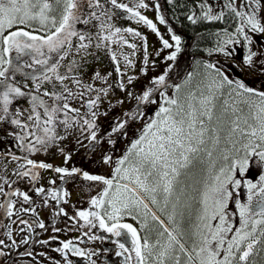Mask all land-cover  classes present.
<instances>
[{
    "label": "snow or ice",
    "instance_id": "snow-or-ice-1",
    "mask_svg": "<svg viewBox=\"0 0 264 264\" xmlns=\"http://www.w3.org/2000/svg\"><path fill=\"white\" fill-rule=\"evenodd\" d=\"M114 8L124 9L131 13L134 17H139L149 27L156 31V25L147 17L142 16L140 12L135 11L134 8L126 4L118 3V0H110ZM91 9L85 13L84 8ZM137 8H146L147 4L144 0H139L136 5ZM201 14L196 15L194 12L188 16L191 23L196 24L198 20L205 21H223L225 12H214L210 4L202 2L199 5ZM224 7L232 14L233 18L238 21L234 33H228L224 30L227 39L218 45L217 51L224 52L226 55H231V51L227 49L228 45L240 43V37L243 38L247 44H252L253 37L249 33L264 34V0H225ZM95 9H101L98 13ZM102 16H108L105 6L101 0H0V124L6 123L20 129L19 132H9L8 135L13 136L17 141V146L22 151L33 153L39 150L47 151L49 147L58 146L59 141L66 139V135L77 122V117H80V109L72 107L70 101L80 98L82 100L85 95L84 92H74L70 87L64 84L65 80L71 79L72 83L77 87H85L88 92L96 91L102 92L105 96L108 95L107 88L95 89L93 85H82V81L76 77V71L81 67L76 60L66 65L67 73L61 74L59 69L61 61H64L75 49L79 54L89 48L93 41V37L89 32L79 31L76 27L78 24L89 25L92 19L101 20ZM110 19V17H109ZM160 22L164 23L163 18ZM35 24H39L41 30L47 32L46 35H37L34 28ZM100 29L105 28V22L101 21ZM108 27H111L110 25ZM14 29V30H13ZM26 29H33L32 31ZM127 32H133V29H125ZM121 32L119 27L115 28L114 33L100 36L97 33V40L110 41L112 36ZM135 35L139 36L140 33L136 32ZM73 38H76L79 43L73 44ZM175 41V51L172 52L167 59L175 60L177 53L180 51L181 37L173 35L171 37ZM127 41H125L126 43ZM165 48H172L173 45L168 40L163 41ZM96 47L100 48L101 43L97 42ZM129 47L135 48L134 44ZM15 52V58L12 53ZM55 53V58L52 54ZM256 53L249 49L248 55L244 57V62L248 66L253 65V57ZM27 57L28 59H23ZM112 59L116 57L113 54ZM22 61V62H14ZM28 60L31 62L29 63ZM264 64V61H261ZM36 66H39L37 68ZM24 68L32 69L30 74H26V79L33 82V89H28L29 85L24 83L23 86L16 80L17 73L21 72ZM206 69H211L207 75L210 77L206 88L208 95L201 92L197 107L193 101L197 100L195 93H189L187 97L181 100L179 97L172 98L164 96V104L155 113V118L146 124L144 133L139 139L135 140L129 149V153L135 150L136 160L129 164V167L122 168L128 161L126 154L123 159L118 161V167L115 169V176L120 179H129V174L135 176V183L145 192L154 193L158 188L163 189L165 193V203L167 198L173 194L175 183L181 176V169H189L194 166L199 158L201 152L206 153L210 159L208 167V176L204 180V191L201 193V203L203 208L200 215L197 217L199 223L195 225L196 232L194 233L199 237L198 242L193 243L192 251L195 252L196 257L199 258V264H233L236 259L233 249L239 253L238 261H248L250 255L253 254L254 246L259 241L254 237L257 231V225H264V175L260 176V186L247 182L248 195L247 203H241L236 200V206L239 209L240 226L235 228V234L225 245V234L233 231V225L228 223L226 209L228 208L229 200L233 197V192L229 190V185L235 188L241 186V180L236 179L237 169L239 174L243 175L249 167V159L252 156H258L261 161H264V91H258L252 87H248L240 80H232L224 72L213 63L205 64ZM119 72V68H117ZM260 71L264 73V68ZM51 74V75H50ZM71 74V75H69ZM110 75V74H109ZM96 79H105L99 73H96ZM132 78H129L131 82ZM188 79H191L189 74ZM53 80L59 81L62 91H50L42 86L45 83H52ZM165 75L159 76L154 83L164 84ZM233 85H235L233 87ZM55 87V86H54ZM124 88L123 83L120 84ZM176 90L179 92L180 85H176ZM225 87L229 88V96L233 94L240 98L239 103L247 106V114L243 113V109L238 106H233L231 109L235 119L228 120L225 113L228 112L227 104L225 101V108L220 115H216L214 103L216 99V92H221ZM152 89L143 93L142 96L136 97L138 101H149ZM131 96V93H128ZM20 97H27L30 105L29 109L10 108L13 102ZM47 97L48 99H45ZM100 96L97 95L95 99L89 98L83 101L82 106L86 107L88 113L93 118L97 117V112L93 109L98 107ZM154 102V101H151ZM166 105V106H165ZM187 105V107H185ZM42 110V111H40ZM27 113V114H26ZM69 113H75L76 116H69ZM237 113H240L237 115ZM23 117V119H21ZM82 118V117H81ZM205 118L207 123L205 122ZM241 122L246 126L241 127ZM228 124L227 140L232 144V149H226L221 154V159L225 162L218 170L216 169V161L211 160L213 150L221 143V131L224 126ZM83 125L87 129H94L96 127L94 120L83 119ZM63 127L66 135H60L58 129ZM124 123H120L112 131H119L124 128ZM239 132L248 138V143L243 145L244 155H238L240 149L236 148L237 141H233L232 137ZM31 138V139H29ZM92 141L97 139V133L90 131L89 137ZM258 139L259 144L254 143ZM211 142L212 149L207 148V144ZM146 144L147 149L142 145ZM39 146V147H37ZM257 148L262 149L257 151ZM63 152V149H60ZM235 153L230 160V154ZM8 155L12 156L13 160H19L11 153L9 149ZM70 157H65V162ZM27 165L32 168H46L52 169L53 165L39 163L37 164L32 159L23 157ZM110 160V157H105V163ZM230 161V162H229ZM202 163L203 161L200 160ZM20 167H24L21 165ZM56 173H60L61 179L64 176H71L80 169L73 168L69 171L66 168H54ZM20 177L30 176L33 181L38 179V173H33L31 170L16 173ZM84 179L91 181H100L105 187L98 196L91 198V205L100 211H79L77 216L90 224L92 227L96 225L93 220L99 222L100 228L108 233H112L116 237L123 235L122 229H126L127 233L131 234L132 247L129 249L125 243L117 241L120 251L116 253L121 256L128 253L126 260L132 259L134 253L136 264H167L168 258L174 260V264H181L179 256L174 255L177 246L179 252L187 256V264H193V256L185 248V245L173 234L164 228L161 236L167 233V243L161 244L159 240L155 244L149 243L147 237L143 239L138 234V231L132 224L120 223L122 213L127 212L132 215V208L145 209L144 216H148L147 205L135 196L127 186L120 184H113V179H106L103 176L89 175L87 172L83 173ZM143 177V178H142ZM154 177L155 182L150 186L148 179ZM55 184V181H50ZM256 189L255 192L253 190ZM48 192L52 200L59 203L61 198L60 192L57 190H46L43 187L35 189L37 195ZM0 193L5 196H20L24 202L30 201V196L21 192L19 189L11 193L5 192L2 185H0ZM68 193L64 192L63 196ZM256 195L259 199L253 204V196ZM152 203H156V198L151 197ZM180 198L177 197V203ZM211 201V203H210ZM67 201H65L66 203ZM45 205L48 200H44ZM107 205V207H105ZM175 208V205L173 206ZM190 207V205H186ZM0 208H6L9 216L13 214L15 202L9 200L6 204H0ZM23 211L35 212V209H23ZM64 209L60 208L59 213H63ZM57 213V214H59ZM92 219H89V218ZM105 217L107 219H105ZM253 217H259L255 219ZM136 219L135 216H132ZM219 219V224L213 228L210 224L211 220ZM153 220L158 218L153 214ZM171 220L172 217H169ZM111 221V224L108 223ZM21 223H27L21 221ZM251 223V228L249 225ZM162 224V222H161ZM146 223L142 227H146ZM40 228H44L43 222L39 223ZM211 234V240L208 235L204 234V230ZM59 231V229H56ZM264 237V229L259 233ZM95 239V237H92ZM251 238V239H250ZM212 241L216 242V247H211ZM245 241H250L243 249L241 246ZM15 243V241H13ZM48 243V241H43ZM63 247L56 249L60 252H71L74 256H84L85 253L82 249L75 247L72 241L62 242ZM4 242L0 240V245ZM198 249V250H197ZM223 249V258H219L221 250ZM0 255H3L0 252ZM31 255V253H28ZM71 264V261L68 262ZM95 264V261H92Z\"/></svg>",
    "mask_w": 264,
    "mask_h": 264
},
{
    "label": "rangeland",
    "instance_id": "rangeland-1",
    "mask_svg": "<svg viewBox=\"0 0 264 264\" xmlns=\"http://www.w3.org/2000/svg\"><path fill=\"white\" fill-rule=\"evenodd\" d=\"M240 0H237V3L239 4ZM101 3L105 6V9L108 12V16H102L101 20H95L92 19L91 23L89 25H82L78 24L76 25L77 29L79 31H86L89 32L92 37L93 41L90 44L89 48L85 51H81L79 54L75 52V49L72 50V53L64 60L61 61L62 67H60L59 71L61 74L67 73V67L69 63H71L72 60H76L78 64L81 65V67L76 71L75 75L77 78H79L82 81V85H93L95 89H101V88H107L108 92H112V94L115 96L116 99H114L111 102H108L111 106L114 108L107 107V111L110 110V113L108 114V117H112L114 115L113 109L116 110V115L121 114L123 111L130 108L131 105H133L136 97H138L139 93L144 90L148 85H152L154 81L164 73L167 75L168 78L173 77H179V79L174 80L173 84H169L167 88L163 89L161 93L164 94V96L177 98L179 97L181 100H183L185 97L188 96V94L195 93L197 96V100L193 101V103L199 107L198 99L203 92L205 95H208V90L206 88V84L208 83V80L210 77L207 75L209 72H212L211 69L205 68V63L201 61H194L191 64L190 71L184 78L180 75L179 70V63L180 61L175 60H169L167 57L175 51V41L171 39V37L174 35L168 25L165 23L160 22V18L162 17L159 11V1L158 0H144V3L148 5L146 8H137L136 5L139 3V0H118V3L126 4L129 7L134 8L135 11L140 12L142 16L147 17L149 20L153 22V24L156 25V31H153L151 27H149L147 24H145L143 21L139 20V17H134L131 15V13L125 11L124 9H118L114 8L110 0H101ZM98 13L101 11V9H95ZM91 11V9L84 8V12L87 13ZM110 17V19H109ZM105 22V28L103 30L100 29L99 25L100 22ZM38 25L39 24H35ZM111 27H108V26ZM119 27L121 29V32L116 33L112 36V39L110 41H102L97 40V33L100 34V36L108 35L110 33L115 32V28ZM131 28L133 29V32H127L125 29ZM14 30V29H13ZM136 32H139L140 35H135ZM37 35H46L47 32L45 30H37L35 32ZM253 37V42L251 46L246 50L244 45L239 44V52L238 55L241 58L240 62H236L234 60L229 61L227 63L222 62L219 57H215L216 61L212 62L215 64L218 68H220L225 75H227L232 80H240L244 82L248 87H252L258 91H264V82L262 81H256L259 76V74L264 77V73L260 71L261 68H264V64L261 63V61H264V34L261 33H249ZM168 40L170 44L173 45L172 48H165L163 41ZM125 41H127L125 43ZM101 43V47L97 48L96 43ZM79 41L76 38H73V44H78ZM134 44L136 47H129V45ZM249 49L251 51L256 53V56L253 57V65L250 67L244 62V57L248 55ZM232 52V49H228ZM16 54L15 52L12 53V56ZM115 55L116 59L113 60L112 56ZM52 56L55 58L56 54L53 53ZM230 57V55H229ZM21 62V61H19ZM217 63H220L219 65ZM231 66L234 67V69L237 71V74L232 76V72L227 69L231 68ZM39 68V66H36ZM117 68H119V72L117 71ZM32 72V69L24 68L21 72L17 73L16 80L20 82V85L23 86L24 83H27L29 85L28 89H24L25 91H29L30 89H33V82L30 79H26V74H30ZM172 72V73H171ZM96 73H99L101 77H106L105 79H96L94 78ZM110 74V75H109ZM176 74V75H175ZM189 74H191V79L189 80ZM51 75V74H50ZM71 75V74H69ZM129 78L131 79V82H129ZM261 80V79H260ZM123 83L124 88L120 87V84ZM64 84H66L68 87H70L74 92H76L78 89H76V85L72 83L71 79L65 80ZM176 85H180V90L177 92ZM55 86V87H54ZM235 85H233L234 87ZM75 87V88H74ZM43 88H47L50 91H62L61 85L59 81L53 80L52 83H45L42 86ZM75 89V90H74ZM81 89H84L83 92H86V94H98L100 95V99L107 100L109 99L107 96H105L102 92H88L85 87H82ZM113 89H115V92H113ZM151 89V88H149ZM128 93H131V96L128 95ZM160 93L159 98V105L156 110V112L159 110V108L164 104V96H162ZM229 88L225 87L221 92H216V99L214 101L216 108L215 113L216 115H220L223 111L225 106V101H228L227 108L228 112L225 113L226 118L230 121L232 119H235V116L232 114L231 109L233 106H238L239 108L243 109V113L247 114L248 108L246 105L239 103L240 98L236 97L234 94L232 96L228 95ZM109 96V94H108ZM84 97V96H83ZM27 97H20L17 98L13 103L15 108H20L22 110L29 109L30 105H24L22 103H18L19 101L26 100ZM45 99H48L45 97ZM77 101V100H75ZM81 101V99H80ZM166 106V105H165ZM187 107V105H185ZM42 111V110H40ZM155 112V113H156ZM27 114V113H26ZM240 113H237L239 115ZM74 113H69V116H74ZM155 117H153L154 119ZM23 119V117H21ZM205 122L207 123V120L205 118ZM78 127V126H77ZM77 127H72L71 129V135L74 134V138H68L64 139L63 141L58 142V146L52 147V151H49L48 153V160H52V162H56L55 160L61 159V161H65V157L73 152L75 153L76 150H78L80 147L84 145L79 144V137L81 131L77 129ZM228 127L229 125L226 124L224 126V130L221 131V143L216 146V148L213 150V156L211 160L216 161V169L218 170L219 167L224 164L225 162L220 158L221 154L226 149H232V144L228 142L227 135H228ZM241 127L246 129V126L241 122ZM247 130V129H246ZM20 129L16 128L15 126H12L10 124H0V157L6 156L5 148L7 151H9V147H6V143L9 145L8 138H13V143L17 142L13 136L8 135L9 132H19ZM60 135H65L64 129L61 126L59 129ZM79 131V132H78ZM144 133V132H143ZM142 133V134H143ZM73 137V136H70ZM140 138V137H139ZM138 138V139H139ZM77 139V140H74ZM233 141H237L236 148L240 149V152L238 155L243 156L244 155V149L243 145L248 143V138L244 135H241L239 132H237L233 137ZM88 140V139H87ZM86 140V142H87ZM254 143L259 144L260 141L258 139L254 140ZM147 149V145H142ZM76 147V148H75ZM63 149V152L60 151V149ZM75 148V150H74ZM207 148L212 149V144L209 142L207 144ZM262 149L257 148V151H261ZM40 152H43V150H39ZM2 153V154H1ZM20 153V151H18ZM66 154V156H65ZM22 156V154H20ZM235 155V153L230 154V160L232 156ZM77 155H74L76 157ZM31 157V156H30ZM39 158V156H36ZM68 157V156H67ZM32 158L35 159V156L33 155ZM136 160L135 150L133 152L128 153V161L126 162L125 166H122V168L129 167V164L134 162ZM200 160L203 162L201 163ZM230 162V161H229ZM11 164V161L9 159H3L0 158V185L5 182V174H3L4 165ZM210 164V159L206 156V153L201 152L199 154V158L194 166L190 167L189 169H181V176L177 179L175 183V188L173 191V194L167 198V204L165 203V193L163 192L162 187L158 188L156 192L154 193H147L149 197H152L153 195L156 198V203L161 206L164 210H169L168 212H164V214L169 218L172 217L170 220L171 223H173L172 227L169 226V231H173V234L177 236V238L181 239L184 244V240L188 242L189 246L192 245L194 242H198L199 237L195 235L196 232L195 225L199 223L197 217L200 215L201 210L203 208L201 201V193L204 191V180L208 176V167ZM29 166V165H28ZM25 168L24 170H26ZM22 170V171H24ZM264 175V161H261L258 156H252L249 159V167L246 169L243 175L239 174V170L237 169L236 172V179L241 180V186L239 188H235L233 185H229V190L232 192L242 193L244 194V198H246V201L238 198L237 200H240L241 203H247V195H248V188H247V182L251 181L252 183L257 184V186H260V176ZM82 177L80 181H75L71 186V191L73 193V196L76 197L75 202H78L80 200L86 202L88 200V197L90 195H93V197L98 196L99 193L102 191V189L105 187V185L100 181H91L86 180L83 177L84 176H78ZM77 178V179H78ZM116 178H119L116 177ZM143 178V177H142ZM76 179V180H77ZM20 179H16L12 185L20 182ZM121 182H123V186H127V183H132L134 186H138L135 181V176L131 173L129 174V179H117ZM115 180V181H117ZM9 182V180H6V183L3 184V187L6 186V184ZM155 182L154 177H150L146 183H148L150 186ZM114 186L116 183H113ZM139 187V186H138ZM128 189L131 190L132 193L135 194L136 197L139 198V196L134 192L132 188L127 186ZM245 188V189H244ZM99 190V191H97ZM256 189L253 190L255 192ZM3 195V193L0 194V197ZM177 197L180 198L179 203H177ZM256 195L253 196V200L255 199ZM140 199V198H139ZM1 201V199H0ZM211 203V201H210ZM232 198L229 200L228 208L226 209L227 214V220L228 223L233 225V231L228 232L225 234V245L224 248L227 247V241L232 238L231 234H235V228H238L240 226V222L237 223L236 219L239 218V209L236 206V203L234 204V212L233 207L231 205ZM1 204V203H0ZM89 205L90 202H87ZM144 204V203H143ZM145 205V204H144ZM175 205V208L173 207ZM186 205H190V207H186ZM107 206V205H106ZM145 209L141 206L140 208H132V214L136 217V219H133L135 222H138V220L141 221H150L152 223L155 230L159 227L164 230V226L161 225V223L156 221L154 223V220L152 219V213L148 210V216H144ZM103 212V210H102ZM236 213V215H235ZM238 216V217H236ZM122 218L129 219V215L127 212L122 213ZM255 219H258L259 217H253ZM1 220V218H0ZM210 224L213 228H215L216 225L219 224V219L211 220ZM18 225V224H17ZM12 226L9 222H7L4 225V233L6 234V237L9 233H11L12 238L15 240V243H13L14 240H11L10 238L7 239V242L5 243V237H0V240L4 242L3 245H0V252L3 253V255H0V264H9L8 260L10 257H13L14 251L16 248H18L19 244L17 241L19 240V234L20 230L18 226ZM1 226V225H0ZM139 228L138 230L140 232H143V227H141L140 224H138ZM257 231L259 232L264 229V225H257ZM249 228H251V223L249 225ZM1 229V227H0ZM151 228H149L150 230ZM146 230H144L145 232ZM161 231V230H160ZM156 232V231H155ZM163 232V231H161ZM150 234H152L153 237L157 238L159 235H155L154 231L150 230ZM160 234V233H159ZM204 234L208 235L209 239L211 240V234L208 233V231L205 229ZM255 237V236H254ZM257 239V237H255ZM167 233L164 234V238L159 239L161 244L167 243ZM250 241H246V244ZM262 240H259V243H257L253 248V254L250 255L249 258H252L256 255L257 251H261L264 248V244L261 243ZM156 241H152V244H155ZM261 243V244H260ZM25 243H23L21 246L23 248ZM260 244V246H259ZM185 245V244H184ZM189 246L185 245V248L188 250L189 253L193 256V264H199V259L196 260V254L195 252L190 249ZM211 247H216V242L212 241ZM42 253H46L45 244L43 242L40 243V248ZM198 250V249H197ZM233 252L235 253V256L237 255L238 260V253L236 252V249H233ZM176 256L179 255L181 264H187V256L184 253L179 252L178 246L175 251ZM224 251L221 250L220 257L223 258ZM37 255V254H36ZM42 255V254H41ZM49 257V255H47ZM219 257V258H220ZM264 257V256H261ZM250 260L253 262V260ZM235 260V259H234ZM260 263H264L261 261ZM259 263V264H260ZM17 264V263H12ZM233 264H240L239 261L233 262ZM241 264H245V262H241ZM248 264V263H247ZM257 264V263H256Z\"/></svg>",
    "mask_w": 264,
    "mask_h": 264
},
{
    "label": "flooded vegetation",
    "instance_id": "flooded-vegetation-1",
    "mask_svg": "<svg viewBox=\"0 0 264 264\" xmlns=\"http://www.w3.org/2000/svg\"><path fill=\"white\" fill-rule=\"evenodd\" d=\"M39 27L34 25V28L36 30H41ZM26 30L32 31L33 29ZM15 56L16 54L13 55L14 58ZM23 59L28 58L25 57ZM14 62L19 61L14 60ZM28 62L30 63L31 61L28 60ZM176 79H179V77L168 78L166 80L167 83L160 87L149 99V101H141L142 106L140 107V109H133L138 101L137 99H135L133 105H131L129 109L123 111L119 115H116V110L113 109L112 112H114V115L112 117H108V114L110 115L112 113H110V110L107 111L108 109H106L107 107L111 106L108 102L116 99V95L114 96L111 91L108 92L109 96L107 95L109 99H100L98 101V107L93 109L98 114L95 118H93L90 113L84 115L88 112V110L86 107L82 106V104L83 101H86L89 98L95 99L98 94H86V92H84L85 95L81 101L80 98L71 100L70 103L72 107L80 109V117H77V122L73 124V127L78 126L77 129L81 131L80 133H78L80 134L79 140H81L79 141L78 145L83 143L84 145L76 150L74 154L72 152L71 154L67 155L68 157H70L69 159H67V162H63L61 161V159H54V161L56 162L48 160V152L52 151L51 149L54 146L49 147L47 151L43 150V152L36 151L33 153H29L27 151H22L17 146V142L13 143V141H11L13 140V138L7 137L9 145L8 143H6V147H9L11 153L17 157H21V159L13 160L12 156L7 154L8 151L6 150V148V156L0 157L3 159H9L11 161V164L7 163V165H4L3 167L6 168L3 172V174H5V182H3V184L6 183V180H9L6 186L3 187L4 191L11 193L16 189H19L21 192L27 193L31 198L30 201L24 202L22 197L10 195V200L15 202V208L13 209V214L11 216L8 215L7 209L3 213V208H0V237H5L4 242L6 243L7 239L9 238L11 240H14L11 233H9L7 237L4 233V225L7 222H9L12 226H16L18 224L17 226L21 231L19 234V240L17 241L19 246L15 249L13 257L9 258V264H68L69 261H71V264H92V261H95V264H136L134 253L132 254V259L130 261L126 260L128 253H124L121 256L116 255V253L120 251L118 243H116L117 241L125 243V246L129 249H131L132 247L131 234L127 233L126 229L121 230L123 233L121 237H116L112 233H108L104 229L100 228L99 222L97 220H93V223L96 226L92 227L90 224H86L83 219L76 215L77 212L85 210L100 211L101 214H103V212L102 209L93 207L91 203L89 205L87 204V202L91 201L93 195H90L88 199H84L88 200L86 202L82 200L75 202L76 197L73 196L71 185L75 181H80L82 177L78 178V176H83L84 172H87L89 175H98L103 176L106 179H113V183H116L115 180L119 178H116L118 176H115L114 178V173L115 169L119 166L118 161L123 159L126 154L128 155L129 149L131 148L133 142L142 135L146 124L150 123L153 117H155V112L160 101L158 97L160 96L162 90L167 88L169 84H173L171 82ZM81 88L82 87H77L76 89L78 90L76 92H83V89ZM156 88L157 83H154V86L151 89L153 91ZM147 90H149L148 87L142 90L138 96H142L143 93ZM113 92H115V89H113ZM18 103H22L23 106L29 105L28 99L22 101L18 100ZM13 107L14 103L12 106H10V108L12 109ZM74 116H76V114ZM83 119L94 120L96 127L91 130L87 129V126L83 125ZM120 123H124V128L119 129V131H112V129L117 127ZM71 129L69 130L67 135H65L66 137L73 139L75 136L74 134L71 135ZM90 131H95L97 133V139L95 141H92L90 138H86L89 137ZM18 151H20V153H18ZM20 154H22V156ZM33 155L35 156V159L32 158ZM74 155L77 156L74 157ZM36 156H39V158H37ZM23 157L32 159L37 164L41 162L45 164H51L53 165V168H32L31 165L28 166L26 164V161L25 159H23ZM105 157H110V160L107 163H105ZM21 165H24V167H20ZM125 165L126 163L123 166ZM56 167L66 168L69 171H71L73 168H77L80 169V171L74 173L71 176H64V178L61 179L62 174L56 173L54 171V168ZM25 168H27L26 170H31V172L33 173H38V179L33 181L30 176L20 177L16 174L18 172H23L22 170H24ZM16 179H20V182L12 185V183H14ZM50 181H55V184L50 183ZM39 187H43L46 190L54 189L60 192L61 198L59 200V203H57L56 200H52L47 191L45 193L37 195L35 189ZM64 192H67L68 195L63 196ZM142 193L149 200L154 209H156L157 212L160 213L172 227L173 223H171L169 218L164 214V212H168L169 210L162 209L161 206L157 203L153 204L151 197H149L148 194L143 190ZM7 197L8 196H5L3 194L0 197V203L4 204ZM238 198L246 201V198H244L242 194L233 192V204H235V201ZM45 199L48 200L47 205H45L44 203ZM65 201L67 202L65 203ZM232 207L234 212L235 206ZM33 208L35 209L34 213L32 211H23V209ZM60 208L64 209L63 213H59ZM132 216L134 215H129V219L121 218L120 223L132 224L133 227L137 229L140 237L142 239L144 237H147L149 243L151 244L152 241L154 242L161 238H164V235L161 236L159 234L161 233V231H163L162 228L158 226V228L155 230L153 221L152 223L148 220H138V222H135L132 219ZM89 219L92 218L90 217ZM105 219L107 218L105 217ZM21 221H26L27 223H21ZM156 221L157 220H154V223H156ZM40 222H43V224L45 225L44 228L39 227ZM236 222H240L239 218L236 219ZM108 223L111 224V221H108ZM145 223L147 226L143 227V232H140L138 230V224H140L142 227V225ZM149 228H151V231H154L155 235L159 236L157 238L153 237L152 234H150ZM56 229H59V231H56ZM144 230L146 231L144 232ZM231 236H233V234H231ZM92 237H95V239H93ZM179 240L181 241V243H183L181 239ZM43 241H48V243H43L45 244V248L47 250L46 253H42L41 250H39L40 243ZM67 241H72V244L75 247L82 249L85 255L74 256L71 252H60L56 250L63 247L62 242ZM23 243H25L24 248L23 246H21ZM184 244L186 246H189L188 242H186L185 240ZM189 247L190 249H192L193 246L190 245ZM28 253H31V255H28ZM47 255H49V257H47ZM167 264H174V260L171 257L168 258Z\"/></svg>",
    "mask_w": 264,
    "mask_h": 264
},
{
    "label": "trees",
    "instance_id": "trees-1",
    "mask_svg": "<svg viewBox=\"0 0 264 264\" xmlns=\"http://www.w3.org/2000/svg\"><path fill=\"white\" fill-rule=\"evenodd\" d=\"M158 1L160 14L168 25L170 31L174 35L181 37L180 51L177 53L175 61H180L179 70L182 78L188 74L191 64L194 61H201L207 64L216 61L217 57H219L221 61L234 60L240 62L241 58L238 55V52L240 51L239 44L244 45L243 47H245L246 50L251 46V44H247V42L240 37V43L227 46V49H232L230 57L224 52L217 51L218 45L227 39L224 30L226 29L228 33H234L238 24V21L235 20L232 14L224 7L225 0ZM202 2L210 4L213 7L214 12L224 11L226 14L224 20L212 22L198 20L196 24L191 23L188 16L192 15L194 12L196 15H200L201 9L199 5ZM163 75H165V78L167 79V75L165 73ZM256 78V81L264 82V77H262L261 74ZM255 235L258 236L259 233H255L254 236ZM260 240H262L261 243L264 244V237L260 236ZM261 256H264V248L261 251H257L253 259L250 258L246 264H259L264 259V257ZM251 259L253 262L250 261ZM235 261H237V259L233 262Z\"/></svg>",
    "mask_w": 264,
    "mask_h": 264
},
{
    "label": "bare ground",
    "instance_id": "bare-ground-1",
    "mask_svg": "<svg viewBox=\"0 0 264 264\" xmlns=\"http://www.w3.org/2000/svg\"><path fill=\"white\" fill-rule=\"evenodd\" d=\"M127 185L132 188L136 193H138V195L140 196V199L143 201V203L145 205H147L148 209H150V211H152L154 213V215L163 223L164 227H166L167 229L169 228L168 223H166L161 217L160 215L157 213V211L154 209V207L150 204V202L147 200V198L142 194V192L140 191V189L136 186H134L132 183H127Z\"/></svg>",
    "mask_w": 264,
    "mask_h": 264
},
{
    "label": "water",
    "instance_id": "water-1",
    "mask_svg": "<svg viewBox=\"0 0 264 264\" xmlns=\"http://www.w3.org/2000/svg\"><path fill=\"white\" fill-rule=\"evenodd\" d=\"M163 85H164V84H158L159 87H161V86H163ZM159 87H158V88H159ZM156 90H157V89H156ZM156 90H155V91H156ZM155 91H154V92H155ZM154 92L150 95L149 99L152 97V95L154 94ZM141 106H142V102H141V101H138L137 104L134 106V109H137V108L140 109ZM9 200H10V197L8 196V197L5 199L4 204H6ZM5 210H6V208H3V210H2L3 213L5 212Z\"/></svg>",
    "mask_w": 264,
    "mask_h": 264
}]
</instances>
